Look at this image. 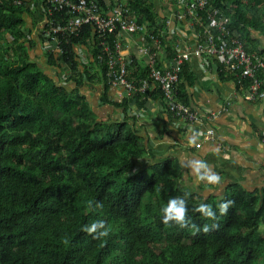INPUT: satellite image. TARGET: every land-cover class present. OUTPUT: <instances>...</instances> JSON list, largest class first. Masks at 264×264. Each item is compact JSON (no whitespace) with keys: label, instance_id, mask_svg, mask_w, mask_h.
<instances>
[{"label":"trees","instance_id":"16d2710c","mask_svg":"<svg viewBox=\"0 0 264 264\" xmlns=\"http://www.w3.org/2000/svg\"><path fill=\"white\" fill-rule=\"evenodd\" d=\"M119 1L130 4L131 14L151 22L158 18L152 0ZM242 2L231 0L236 7L230 30L246 42L250 29L264 36V23L254 25ZM211 4L223 9L227 0ZM24 24L22 16L0 17V29L18 39L29 33L22 32ZM246 42L245 49L252 51ZM21 50L12 46L0 53V264H264V190H231L224 201L235 204L226 216L219 214V202L207 200L216 221L196 212L198 204L191 205L189 196L190 223L201 228L218 223L208 233L194 235L191 227L163 224L160 209L169 199L181 197L174 180L180 173L178 161L154 163L148 176L146 166L137 167L151 148L133 135L125 114L127 99L125 104L110 102L103 113L91 111L87 103L71 111L55 88L44 91L45 102L36 104L31 114L11 102V87L38 97L40 88L49 84L34 62L10 58ZM96 53L92 51L94 58ZM166 53L172 56V50ZM73 58L70 55L69 62L74 63ZM137 68L133 57L128 71L136 83L144 78ZM221 69L218 65L223 76ZM102 78L105 82L103 73ZM197 79L184 63L177 99L189 105V89ZM148 97L137 95L127 107L140 109ZM56 111L68 114L60 119ZM166 114L173 120L172 112ZM77 190L81 192L75 194ZM89 200L102 202L103 208H88ZM97 220L110 228V235L101 240L82 231ZM65 237L68 244L62 242Z\"/></svg>","mask_w":264,"mask_h":264},{"label":"clouds","instance_id":"9594fccd","mask_svg":"<svg viewBox=\"0 0 264 264\" xmlns=\"http://www.w3.org/2000/svg\"><path fill=\"white\" fill-rule=\"evenodd\" d=\"M65 1L66 0H0V17L8 18L11 16H22L25 20L22 32L26 33L29 31L26 39H18L19 37L15 34L0 29V53L12 46H22V50L13 54V56L10 58L20 61L26 59L28 63L34 62L35 67L39 70H42L44 76L49 81V84H47L45 88H40L38 97L30 92H25L21 89H14V87H11L9 92L11 91L13 94L11 95L12 97L10 101L20 105L25 111L31 114L32 110L36 108V104L42 105L45 98L44 91L46 89L55 88L54 93L58 96H64L63 101H67L69 103V106H71V111H78L77 105H86L87 103L91 108V111L97 112L101 109L100 111L103 113V109L110 102L121 101L122 104H125L124 100L127 99L125 114L128 117L129 124L133 127V135H138L142 142L149 146V140L154 135L148 133H146L145 136L143 135L141 131L143 123L139 126L140 120H142V113L140 109H137L132 104L127 107L128 101L133 100V98L138 94H135L132 97H126V92L122 88L113 87L111 84L113 80V74L110 72V70L112 67H110L107 63L108 58L104 49L106 46L114 44L116 36L110 32H98L97 24L89 21L88 17L84 13L77 12L73 9L72 5L67 4ZM67 1L70 3H83L87 5L93 3L96 6V14L98 16L106 15L113 8L120 7L131 17L136 18L138 22H146L147 29L152 33L157 34L162 32V41L165 46L164 53L168 56V58L171 57L170 54L166 53L168 49L172 50L173 55V50L176 48L185 49L186 47H191L196 41V36L203 34L204 30L206 28L209 29V27L212 33L218 37L225 38L227 34L230 33L231 36L239 39L246 53H262V50L257 51L253 50L252 48V51H247L244 47L246 41H243L239 36L235 35L230 30L229 25L232 23V16L235 13L236 7L231 3V0H227V7L223 9L214 8L211 4L214 0H186L190 2L191 9H198L196 10V14L193 17L187 16L182 19L177 18L178 13L186 10V7L183 6L181 0H152L154 3V9L158 14V18L154 22H151L149 18L141 14H131L129 12L131 8L130 4H126L124 1ZM247 3V0H243L242 5L248 6L247 14L252 18V23L257 25L259 20L264 23V4L258 2L252 5H247ZM169 17H171L173 20L167 23ZM78 20H80V22H78ZM219 21L225 26V29L228 33L222 34L221 30L219 28L217 29L213 25ZM58 26L60 29L56 32L51 29V27ZM167 29L170 30L171 34L167 32ZM252 31L261 33L258 31V29L249 30L247 37L248 42H246L249 46L253 45L249 43L251 40L257 42L251 37ZM262 37L264 38L263 34ZM93 50L97 51L95 58L92 55ZM8 52L12 53V50L9 49ZM70 55L74 56V63L69 62ZM193 60L198 62V66L200 68L198 59L193 57L187 62L191 71H193V69L190 67V65ZM210 62L211 64L209 73L213 70L217 76L224 78V80L232 81L235 87L233 90V95L238 98H242L244 101H247L244 98V91L241 90L235 83L234 75L228 73L224 64L220 63V61L214 56L211 57ZM218 65L222 66L220 72H223L221 73L223 76L218 74ZM138 67L140 66L138 65ZM200 71L203 73L201 69ZM102 73L105 76V82L102 78ZM203 74L207 76V73ZM245 82H248V80L244 81V85L246 86ZM179 83L180 73L175 87L176 91H173L174 100L176 102L182 103L198 114L212 111L204 109L200 105L194 106L192 105V101L189 105H187L177 99ZM146 95H149V97L156 95L162 107L160 114H166L168 111L171 112L168 110L165 99L161 93L151 92ZM255 101H264V99ZM230 102L232 101L230 100ZM230 102L225 100L223 104L225 108H222L219 111L222 113L223 111L227 110ZM121 111L119 112V115L121 114ZM67 114L68 112H55V116L59 117L60 119L65 117ZM121 118L123 117L121 116ZM200 124L201 123L191 122L187 119H182L173 115L172 125L174 128L177 130L182 128L188 129L190 134L194 132L192 134L194 137L190 143H195V135L199 133V131L202 132L204 129V125ZM209 125L212 126V123ZM144 166L148 167L147 164ZM188 167L191 168L198 183L203 182L207 185L222 184V177L218 173L214 172L212 167L204 160L189 161ZM174 180L177 182L176 178H174ZM80 192L81 191L77 190L75 194H79ZM180 195L181 197L178 196L169 199L167 203L160 209L162 213L163 224H175L180 228L191 227L194 235L200 231L208 233L219 227L218 223L215 222L211 225L204 224L202 228L196 224L190 223L187 207V200H190L188 196L189 194L180 193ZM229 195L230 194H227L226 197ZM190 196L193 197L192 194H190ZM225 198H223V200L217 204V208L221 216H226L229 209L235 204V201L231 199L224 201ZM195 203L198 204V206L195 208L196 212L200 213L206 219L212 221L217 220V213L211 204L192 202L190 200L191 205L195 206ZM93 206L96 209H102L103 203L100 201H87L88 208H93ZM82 231L92 235L93 239L97 240H101L110 235L108 223L106 222L105 224L103 220H97L90 226L85 225L82 228ZM62 242L68 244L69 240L65 237Z\"/></svg>","mask_w":264,"mask_h":264},{"label":"crops","instance_id":"0c3cea01","mask_svg":"<svg viewBox=\"0 0 264 264\" xmlns=\"http://www.w3.org/2000/svg\"><path fill=\"white\" fill-rule=\"evenodd\" d=\"M258 42L253 50H264V38L259 32H251ZM190 67L198 80L189 89L192 105H200L217 115L212 122L215 139L206 140L188 129L173 127L167 114H160L161 105L156 95L148 97L140 111L143 123L141 131L155 134L149 140L151 150L141 162L151 166L154 163L176 159L179 174H174L176 190L193 195L192 202L205 203L207 200L221 202L231 190L242 189L247 194H260L264 190V101L247 102L233 95V82L224 80L212 70L207 76L201 73L198 62L193 60ZM225 100H230L227 110L221 113ZM159 132V133H158ZM195 144V145H194ZM196 146V147H195ZM204 160L212 170L222 177L221 185L198 183L189 161ZM231 188V189H230Z\"/></svg>","mask_w":264,"mask_h":264},{"label":"built area","instance_id":"2783aa9c","mask_svg":"<svg viewBox=\"0 0 264 264\" xmlns=\"http://www.w3.org/2000/svg\"><path fill=\"white\" fill-rule=\"evenodd\" d=\"M65 2L72 5L77 12L84 13L89 21L97 24L98 32H110L116 36L114 44L104 49L108 58L107 63L112 67L110 72L113 74L111 82L113 87L122 88L126 92V97L135 94L144 96L151 92L161 93L168 110L174 116L204 125L203 133L201 131L199 133L206 140L215 139V130L209 124L217 114L212 111L198 114L182 103L176 102L173 96L181 67L191 58H197L202 72L208 74L211 57H216L224 64L228 73L234 75V81L244 91V98L247 101L264 99V54L246 53L239 39L231 36L230 33L222 38L213 34L210 27L206 28L203 34L196 36V41L191 47L176 48L173 50V55L168 58L164 53L162 32L152 33L147 29L146 22H138L120 7L113 8L106 15L98 16L93 3L87 5L70 3L67 0ZM181 3L186 10L178 13V19L193 17L196 14L198 8L191 9L189 1L181 0ZM172 20L169 17L167 23ZM213 25L219 28L222 34L228 33L220 21ZM51 29L56 32L60 27H51ZM167 32L171 34L169 29ZM133 57L140 66L136 72H144L142 74L144 78L138 79L137 83L128 71ZM245 80H248L245 82L246 86ZM261 134L264 137V131Z\"/></svg>","mask_w":264,"mask_h":264},{"label":"rangeland","instance_id":"374dc122","mask_svg":"<svg viewBox=\"0 0 264 264\" xmlns=\"http://www.w3.org/2000/svg\"><path fill=\"white\" fill-rule=\"evenodd\" d=\"M188 33H189V32H188ZM137 167L141 168V167H143V164L139 163V164L137 165ZM150 174H151V170H150L149 167H147V168H146V175L148 176V175H150Z\"/></svg>","mask_w":264,"mask_h":264}]
</instances>
